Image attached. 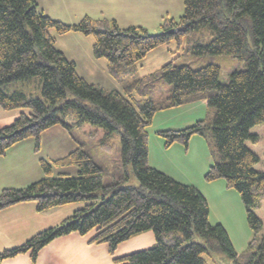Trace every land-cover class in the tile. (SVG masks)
I'll use <instances>...</instances> for the list:
<instances>
[{
	"label": "trees",
	"instance_id": "obj_1",
	"mask_svg": "<svg viewBox=\"0 0 264 264\" xmlns=\"http://www.w3.org/2000/svg\"><path fill=\"white\" fill-rule=\"evenodd\" d=\"M178 19L164 18L159 32L144 27L121 28L115 20L84 16L64 24L44 15L35 0H0V107L21 110L0 129V154L28 138L39 144L41 134L61 127L89 123L103 129L105 139L120 135V166H127L136 185L120 179L105 180L108 173L79 145L66 156L40 160L45 177L23 188L0 192V210L34 202L38 211L83 203L60 224L44 229L23 244L0 252V260L29 253L35 264L38 252L54 239L77 233L91 234L89 243L107 244L110 255L129 239L152 232V247L114 258L116 264H207L204 256L221 253L232 264H264V234L254 210L264 201V171L254 165L259 156L247 142L258 138L250 130L264 125V0H181ZM58 35L79 33L94 39L92 55L107 62V73L122 84V92L106 90L78 75L73 61L55 46ZM198 34L186 48L195 56H229L238 66L226 84L219 82L220 66L209 63L198 69L169 61L154 72L136 77L137 64L155 48ZM133 78L126 82L127 78ZM34 83L40 95L34 93ZM170 86L165 108L195 98L214 108L210 120H200L180 130L159 131L169 147L185 146L194 134L214 141L219 161L212 160L206 181L224 179L239 195L252 239L244 256L235 252L224 227L208 220L209 206L194 186L181 183L151 167L147 161V127L157 110L161 85ZM37 87V86H36ZM213 155V154H212ZM52 165L74 166L75 177H51ZM197 235L199 241H192Z\"/></svg>",
	"mask_w": 264,
	"mask_h": 264
},
{
	"label": "rangeland",
	"instance_id": "obj_2",
	"mask_svg": "<svg viewBox=\"0 0 264 264\" xmlns=\"http://www.w3.org/2000/svg\"><path fill=\"white\" fill-rule=\"evenodd\" d=\"M35 2L44 15L64 24H75L84 16H88L94 20H116L121 28L141 26L150 34L159 32L164 18L178 19L183 12L181 0H35ZM51 34L55 37V46L63 49L66 58L75 59L77 73L87 82L91 81L106 90L116 89L122 92L123 85L108 75L107 62L104 59L88 60L83 56V52L92 53L93 37L73 32L58 35L53 30ZM72 36H78L81 43L71 39ZM197 37L198 34L184 38L179 46L171 41L169 44L155 48L137 64L136 77L148 75L169 61L177 65H188L193 69L213 63L219 65L221 69L219 82L226 84L229 74L238 66V62L225 55L195 56L190 54L186 48L193 45ZM132 79L129 77L126 82ZM33 86L35 95L39 96L38 85L34 83ZM169 89L170 86L166 83L161 85V91L156 100L157 110L151 124L146 129L148 134L147 161L158 170L168 173L175 180L196 186L200 192L206 194L209 201V222L215 224L218 223L215 222L218 219L221 221L222 224H220L226 229L235 252L242 257L248 251L253 234L247 225L246 212L239 195L233 189L226 187L224 179L205 180V174L213 157L214 160L219 161L210 131L206 132V137L198 134L192 135L187 146L181 142H174L166 147L165 140L158 135L159 131L180 130L200 120H210L213 117L214 108L208 106L207 102L200 98H195L183 105L165 108L164 105L167 103L165 99L169 94ZM54 128L42 133L38 146L33 138H28L9 147L3 155L0 154V180L5 181V186L9 184L13 185L12 188L21 187L11 179L13 175L24 176V184H21L24 186L44 178L40 160L51 162L60 159L79 145L96 164L107 170L105 180L120 179L123 186L136 185V179L130 167L127 166V172H125L124 166H120V161L123 159L118 133H113L112 137L107 140L102 128L84 123L80 127L72 128L71 134L75 137L73 140L63 128ZM250 133L258 138L256 143L247 142L248 148L259 156L254 169L264 171V125L254 126ZM59 175L75 177L77 169L74 166L52 165L51 177ZM75 204L81 207L84 205L83 203ZM254 212L262 222V228L258 233V238H262L264 201ZM199 240L197 235L192 239V241ZM204 257L207 264H232L221 253Z\"/></svg>",
	"mask_w": 264,
	"mask_h": 264
},
{
	"label": "crops",
	"instance_id": "obj_3",
	"mask_svg": "<svg viewBox=\"0 0 264 264\" xmlns=\"http://www.w3.org/2000/svg\"><path fill=\"white\" fill-rule=\"evenodd\" d=\"M71 39L75 40V42L81 43L78 36H72ZM58 49L65 55L63 49ZM83 56L88 60L94 59L92 53H89L88 51L83 52ZM67 59L73 61L77 67L75 59ZM95 61L100 62L103 60ZM88 83L95 84L91 81ZM21 112V110L4 111L0 107V129L10 125ZM51 129L55 128L53 127ZM149 165L151 167L153 166L151 164ZM11 173L13 175V168ZM11 179L20 184L21 187L18 188H23L29 185L28 183H26L28 185L25 186L21 185L24 184V176L13 175ZM12 186L13 185L9 184L5 186V181L0 180V192L4 187L12 188ZM194 187L197 189L196 186ZM201 194L205 197L209 205L206 194L202 191ZM80 208V205L68 204L45 211H38L36 204L28 201L14 204L0 210V252L5 249L19 246L36 233L60 224ZM215 222H218L219 224L221 223L219 219ZM90 237L91 234L81 236L77 233H71L54 239L38 252L35 264H116L114 258H120L136 251L148 249L155 243L153 233L145 232L121 243L116 248L114 254L110 255L107 244H91L89 243ZM0 264H31V260L29 253H24L12 258L0 260Z\"/></svg>",
	"mask_w": 264,
	"mask_h": 264
}]
</instances>
